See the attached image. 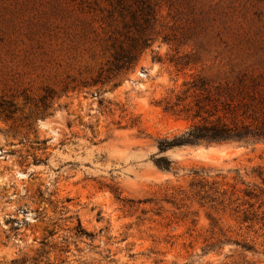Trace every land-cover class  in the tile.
I'll use <instances>...</instances> for the list:
<instances>
[{
  "label": "rangeland",
  "instance_id": "374dc122",
  "mask_svg": "<svg viewBox=\"0 0 264 264\" xmlns=\"http://www.w3.org/2000/svg\"><path fill=\"white\" fill-rule=\"evenodd\" d=\"M174 1L181 23L165 8L150 48L113 74L111 41L135 33L107 24L104 1L0 0V264H264V221L248 229L221 203L258 184L264 143L159 153L188 124L156 106L193 74L264 72V0ZM187 8L199 33L177 43ZM185 55L203 64L178 74L170 60ZM77 220L91 244L74 239ZM211 238L254 253L203 254Z\"/></svg>",
  "mask_w": 264,
  "mask_h": 264
},
{
  "label": "trees",
  "instance_id": "16d2710c",
  "mask_svg": "<svg viewBox=\"0 0 264 264\" xmlns=\"http://www.w3.org/2000/svg\"><path fill=\"white\" fill-rule=\"evenodd\" d=\"M95 7L99 6L98 0H88ZM107 5V24L119 21L123 29L134 32L135 37H129V43L124 46L116 39L111 41V54L108 62V71L113 74L128 72L139 55L151 46L152 39L146 34L161 21V14L168 11L167 18L172 19L173 25L181 23L178 15L181 9L180 3L175 4L174 0H102ZM177 8V9H176ZM187 17L183 19L182 30L175 42L188 41L196 36L200 28L199 19L194 15L192 9L187 8ZM175 15V16H174ZM174 16V17H173ZM163 42L171 43L166 36ZM179 54V53H177ZM158 60V59H157ZM170 63L178 74H184L185 70L202 65L203 61L194 56H179L172 58ZM172 96L163 98L156 103L164 115L174 117L188 124V129L173 139H160L157 142L159 153L165 154L175 148H196L206 149L220 146H235L238 148H254L264 143V72L239 71L230 78H207L202 73L193 74L188 80L183 81L180 90ZM159 168L171 169V163L163 157L155 161ZM258 184L246 185L242 182L244 189L235 191L231 198L227 199V193L221 194L222 204H236L233 211L236 215V222L251 229L264 221V173L254 176ZM218 194V192H215ZM238 195V196H237ZM237 198L232 201L233 197ZM225 213V212H224ZM212 235L218 229L216 222L211 224ZM221 233V230L218 229ZM74 239L85 240L89 244L94 241L95 236L83 230L77 220L74 227ZM52 234L51 236H53ZM224 237V236H223ZM225 238V237H224ZM73 239V240H74ZM202 248L203 254L215 253L224 245H235L244 253H254L253 248L231 239L214 240ZM215 241V242H214ZM46 247L45 243H41ZM60 253H68L62 250ZM51 252H40L39 258L50 257ZM60 262L58 264H64ZM161 261L156 262L155 264ZM46 264H57L47 261Z\"/></svg>",
  "mask_w": 264,
  "mask_h": 264
}]
</instances>
